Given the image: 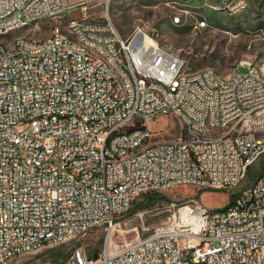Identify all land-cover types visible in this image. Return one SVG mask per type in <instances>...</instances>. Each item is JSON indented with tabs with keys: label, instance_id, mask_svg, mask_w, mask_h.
I'll use <instances>...</instances> for the list:
<instances>
[{
	"label": "built area",
	"instance_id": "1",
	"mask_svg": "<svg viewBox=\"0 0 264 264\" xmlns=\"http://www.w3.org/2000/svg\"><path fill=\"white\" fill-rule=\"evenodd\" d=\"M111 1L0 0V34L13 23L38 24L59 8L87 14L90 5L108 8ZM221 1L228 15L248 4ZM107 12L90 23L65 17L72 41L62 40L56 24L51 40L22 38L12 51L1 49L0 264H10L16 252L111 227L135 203L174 187L233 192L264 157V138L242 137L244 128L264 124L259 68H238L232 80L217 78L212 67L189 70L183 57L158 52L146 30L123 36ZM208 25L197 21L196 28ZM74 35L85 36L88 47L74 45ZM32 115L40 124L29 123ZM162 116L183 122V134L161 143L166 130H154L152 121ZM204 117L229 120V128L211 133ZM133 120L140 131H127ZM149 132L157 133L154 145L142 154L126 151ZM67 166H79V175L66 174ZM168 261L264 264V168L222 208L183 205L170 223L119 251L90 256L76 246L65 264Z\"/></svg>",
	"mask_w": 264,
	"mask_h": 264
},
{
	"label": "rangeland",
	"instance_id": "2",
	"mask_svg": "<svg viewBox=\"0 0 264 264\" xmlns=\"http://www.w3.org/2000/svg\"><path fill=\"white\" fill-rule=\"evenodd\" d=\"M220 5L221 0H112L108 8L90 5L87 18L103 20L108 11L123 36L138 28L146 30L159 45L183 57L189 70L212 67L225 77L238 68L246 72V66H254L264 73V0H250L247 10L238 15H228L219 9ZM178 13L183 23L173 21ZM73 14L78 18L81 11H72L67 17ZM202 19L209 25L196 28L195 24ZM65 21V18H51L15 28L0 34V44H13L17 37L48 38L55 23H61V30L65 32ZM152 126L154 130H166L160 132V139H174L180 135V125L172 118L162 116L152 121ZM153 139H157V134ZM263 168L264 157L250 167L245 181L233 192L191 185L174 187L164 192L165 198L151 209L135 208L140 203L137 202L111 227H95L77 239L19 255L10 264H55L59 255L71 253L76 246L83 247L87 254L104 249L119 251L126 243L146 237L156 227L170 223L183 205L198 202L211 209L224 207L234 193L251 185Z\"/></svg>",
	"mask_w": 264,
	"mask_h": 264
},
{
	"label": "bare ground",
	"instance_id": "3",
	"mask_svg": "<svg viewBox=\"0 0 264 264\" xmlns=\"http://www.w3.org/2000/svg\"><path fill=\"white\" fill-rule=\"evenodd\" d=\"M240 2H247V0H240ZM249 4V1H248ZM248 4H243L242 7L239 8V12H236L234 15H238L245 11L248 7ZM225 8V1H221V5L219 9ZM73 8H59V13L57 12H47L43 17H41L40 21L51 19V18H65L67 17L68 13H71ZM81 16L76 18V22L78 23H90L91 19L87 18V14H85V10H80ZM188 12V11H187ZM72 17V16H69ZM198 21H205L206 19L198 20ZM175 23H183L184 19L179 14V21H174ZM56 24L59 30V34L62 35V40L65 41H72V23L70 20L65 21V28L66 31H62L61 23H55L51 27V35L45 39H37L31 37H17L15 42L12 44H0V59L2 57V50L3 51H12L15 46L18 44V40L23 39H30L32 41H48L55 37V29ZM30 25V23H13V25L7 26V32L13 30L15 28H19L22 26ZM197 27V23L195 24ZM150 42H157L154 38L150 36ZM74 45L81 46V47H88V39L85 38L83 35H74ZM2 49V50H1ZM157 49L158 52L166 54L168 56H174V58H181L175 52L169 50L168 48L159 45L157 42ZM96 59H105V52H96ZM250 68H256L251 66ZM215 75L217 78H223V80H232V77H235L237 74V70L232 71L228 76L222 77L218 74V72L214 69ZM260 77L264 80V73L259 69ZM29 123L31 124H40V115H32L29 116ZM180 125V135L184 132V123L178 122ZM204 125H211V133H219L220 131H227L229 128V120H221L220 122H213L211 123V117H204ZM141 129V122L140 120H133L132 123H127V131L128 132H138ZM156 132H149L143 134L139 140H136L134 143H127L126 144V151L130 152V154H142L145 152V149L149 146H152L156 143L157 139H153L156 135ZM203 137H210V130H203ZM242 137L245 138H264V124H254L251 128H244L242 130ZM172 139H160L161 143H168ZM66 174L70 175H79V166H67L66 167ZM65 243V239H56V244ZM28 252H16L15 258L19 255L25 254ZM168 264H188L184 262H177V261H168Z\"/></svg>",
	"mask_w": 264,
	"mask_h": 264
},
{
	"label": "trees",
	"instance_id": "4",
	"mask_svg": "<svg viewBox=\"0 0 264 264\" xmlns=\"http://www.w3.org/2000/svg\"><path fill=\"white\" fill-rule=\"evenodd\" d=\"M162 198H165L164 194H153L149 195L145 200L141 201L140 203H137L135 208H148L151 209L153 208L158 202L161 201ZM70 255V252L67 254H61L56 258V263L55 264H63ZM90 256H97L98 252L96 251L93 254H89Z\"/></svg>",
	"mask_w": 264,
	"mask_h": 264
},
{
	"label": "crops",
	"instance_id": "5",
	"mask_svg": "<svg viewBox=\"0 0 264 264\" xmlns=\"http://www.w3.org/2000/svg\"><path fill=\"white\" fill-rule=\"evenodd\" d=\"M248 1H249V4H250V0H248ZM249 4H248V7H249ZM248 7H247V8H248ZM246 10H247V9H246ZM246 10H245V11H246Z\"/></svg>",
	"mask_w": 264,
	"mask_h": 264
}]
</instances>
